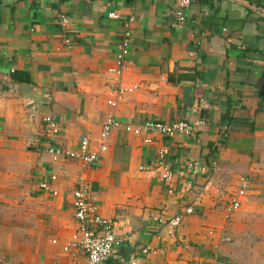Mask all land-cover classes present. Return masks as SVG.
<instances>
[{"label": "crops", "instance_id": "1", "mask_svg": "<svg viewBox=\"0 0 264 264\" xmlns=\"http://www.w3.org/2000/svg\"><path fill=\"white\" fill-rule=\"evenodd\" d=\"M250 7L264 0H193L180 26L173 0H0V264H86L63 250L77 227V186L113 223V264H264V19ZM64 29L76 31L69 43ZM125 32L127 68L116 78ZM13 72L29 80L13 82ZM116 85L132 92L109 107ZM108 115L207 126L191 138L153 135L150 146L118 130L89 168L45 153L79 151L83 137L95 151ZM163 147L172 196L158 172L140 170ZM190 161L205 173L189 177ZM51 177L56 197L39 192ZM192 178L194 214L169 237L152 219L182 214ZM25 181L28 197L7 195ZM233 195L240 208L224 220ZM145 246L157 253L143 255Z\"/></svg>", "mask_w": 264, "mask_h": 264}, {"label": "built area", "instance_id": "2", "mask_svg": "<svg viewBox=\"0 0 264 264\" xmlns=\"http://www.w3.org/2000/svg\"><path fill=\"white\" fill-rule=\"evenodd\" d=\"M173 2L177 10V25L183 26L187 19L185 11H187V9L191 6L193 0H173ZM251 9L254 10L260 18L264 19V8ZM109 18L114 19L116 16L111 14L109 15ZM59 21L63 24L65 17L61 16ZM75 34L76 31L73 29H64V35L67 43L70 42V38ZM128 41L129 33L125 32L121 41L119 53L116 56V65L113 69L109 70V73L116 78L121 77L123 71L127 68L125 58L128 55ZM131 92L132 89H122L120 85H116L113 89L115 99L107 101V105L109 107H115L116 102L121 99L124 94ZM43 123L46 125L49 132L55 133L58 131V125L52 118L46 117L43 120ZM206 126L207 121L205 120H199L196 122L177 121L173 124L144 121L140 125H132L130 123H122L113 116L108 115L102 124L99 135V144L97 145L95 151L90 150L89 139L87 137H83L80 141L79 151H66L60 148L48 146L45 149V153L49 155L53 161L75 160L77 162L79 161L83 167L89 168L97 163L99 158L106 153L108 142L112 134L118 130H122L124 133L135 137H142L143 144L150 146L153 144V135H158L166 141L173 140L176 137L191 138ZM168 155V149L166 147L161 148L157 153L153 167H141L140 170L158 172L160 174V179L165 185L166 193L172 196L176 193L174 187L175 173L167 161ZM211 167L215 168L216 163L213 162ZM186 169L189 177L205 173V170L201 169L196 161L188 162ZM193 178L185 183V190L182 197L188 196L189 201L183 207L182 214L169 219L158 215L152 219L154 223L164 229L165 234L169 237L175 236L177 230L183 224L185 217H189L194 214V202L192 201L191 196L195 195L197 189ZM54 180L55 178L51 177L50 182L40 183L39 192L50 197H56L57 191L51 184ZM238 194L241 195L242 191ZM89 195V191L82 186H77L71 193V205L77 227L70 240L64 245L63 250L64 252H69L72 249L81 251L86 259V264H113V253L119 244V240L114 234L113 223L99 214L98 207L89 201ZM239 208V195H233L225 207L224 220L229 219V217L236 213ZM213 234H215V231L210 232V235ZM218 240L224 243L230 242V238L227 236H220ZM53 243L55 244V242ZM159 251L162 252L163 250L161 249ZM141 253L143 255L148 253L156 254L157 250L155 251L151 247L145 246L141 250Z\"/></svg>", "mask_w": 264, "mask_h": 264}, {"label": "rangeland", "instance_id": "3", "mask_svg": "<svg viewBox=\"0 0 264 264\" xmlns=\"http://www.w3.org/2000/svg\"><path fill=\"white\" fill-rule=\"evenodd\" d=\"M26 175L27 174H23V177L26 176ZM21 186L22 187L18 191L17 190H10V191L8 190V191H6V192H8L7 195L8 196L12 195V197H19L20 199L28 197L30 191L27 188V182L25 181L23 183V185H21Z\"/></svg>", "mask_w": 264, "mask_h": 264}, {"label": "trees", "instance_id": "4", "mask_svg": "<svg viewBox=\"0 0 264 264\" xmlns=\"http://www.w3.org/2000/svg\"><path fill=\"white\" fill-rule=\"evenodd\" d=\"M22 74L23 73L13 72L10 78L13 82L28 81L29 79L26 76L21 78V76H23Z\"/></svg>", "mask_w": 264, "mask_h": 264}]
</instances>
